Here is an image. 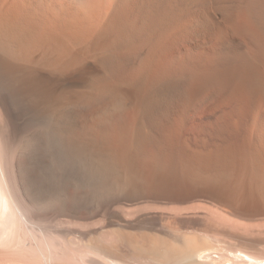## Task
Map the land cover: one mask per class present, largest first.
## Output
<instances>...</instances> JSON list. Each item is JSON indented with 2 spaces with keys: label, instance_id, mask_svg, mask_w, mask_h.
<instances>
[{
  "label": "bare ground",
  "instance_id": "obj_1",
  "mask_svg": "<svg viewBox=\"0 0 264 264\" xmlns=\"http://www.w3.org/2000/svg\"><path fill=\"white\" fill-rule=\"evenodd\" d=\"M0 117V264H264V0H0ZM121 195L217 234L128 233Z\"/></svg>",
  "mask_w": 264,
  "mask_h": 264
},
{
  "label": "rangeland",
  "instance_id": "obj_2",
  "mask_svg": "<svg viewBox=\"0 0 264 264\" xmlns=\"http://www.w3.org/2000/svg\"><path fill=\"white\" fill-rule=\"evenodd\" d=\"M0 120H2V118L0 117ZM2 122H3V125H1L2 124ZM2 126V127H1ZM4 127H6V128H4ZM1 128L3 129H5V130H1ZM8 129V127H7V125H6V123L4 122V119L0 122V132H1V134L3 133V135L6 137L8 134H9V129ZM5 132V133H4ZM7 133V134H6ZM1 134H0V144H2L3 142L5 143H3L1 146H2V152L3 153H5V150L7 151L6 152V158H7V160L9 161V158L11 159V157H12V155H13V151L15 150V147L11 144V146H10V148L8 149V146L10 145H8L7 146V144L9 143L7 140H6V138L5 137H3L2 138V136H1ZM6 134V135H5ZM139 135V133H137V135H134L132 138H133V140H136L137 138H139V139H144V138H149V139H156V138H154V137H152V138H150V137H148V136H145V135H142V133H140V135ZM135 137V138H134ZM116 139L117 138H115V137H112V139H111V141H116ZM207 139H208V137H206V136H204V135H190V134H185L184 132L181 134V135H179V137L177 138V142L178 143H180V144H183V142L184 143H186V144H188V145H190V146H194V144H200V143H209L208 141H207ZM2 141V142H1ZM6 141V142H5ZM8 142V143H7ZM5 146H6V148H5ZM12 147V148H11ZM5 148V149H4ZM10 150L9 152H11L12 151V154H11V157H9L10 156V153H9V155H8V150ZM12 149V150H11ZM110 151H107V153H109ZM200 152V153H199ZM135 153H138V152H136L135 150H132L131 151V154H135ZM202 153V154H201ZM210 152H207V151H202V150H198L196 153L195 152H189V151H187V152H185L184 154H181V157H179V160H181L182 158V160L183 161H186V160H193L195 163L193 164V166H192V171L195 173V178L197 177V175L199 176V175H205L206 173L205 172H207L208 171V169H209V171L211 170L209 167H207V166H205V168L203 167L204 165H202V160H203V158H201V157H204V156H206V155H208ZM5 155V154H4ZM8 155V156H7ZM201 155H204V156H201ZM210 156H211V153L209 154ZM208 155V156H209ZM189 156V157H188ZM188 157V158H187ZM194 157H195V159H194ZM207 157V156H206ZM191 158V159H190ZM253 158H254V156H253ZM113 161H114V159H112ZM111 160V161H112ZM196 160V161H195ZM198 161V162H197ZM200 161V162H199ZM10 162V161H9ZM196 162H197V164H196ZM8 163V162H7ZM8 166V165H7ZM195 166V167H194ZM206 167L208 168V169H206ZM121 168V167H120ZM143 168V169H142ZM142 168H140V167H135V168H133V172H142V171H140V170H143V173H145V174H149L150 173V169L149 168H146V167H142ZM122 169V168H121ZM120 169V170H121ZM204 169V170H203ZM121 171H123L122 172V174L124 173V172H126L125 170H121ZM120 171V172H121ZM132 171H130V172H132ZM201 171H203L202 173H201ZM115 171L113 170V169H111V174L113 173V176L115 175V173H114ZM201 173V174H200ZM204 173V174H203ZM121 174V173H120ZM197 174V175H196ZM112 176V175H111ZM113 179V178H112ZM111 179V180H112ZM137 179V180H136ZM136 179H134V181H145L146 179H139V178H136ZM115 180V179H114ZM121 181H122V179H120ZM146 181H151V179H148V180H146ZM50 182H52L51 184H50ZM61 182V183H60ZM66 182V183H65ZM68 182V183H67ZM77 181H72V183H73V185L76 183ZM79 182V181H78ZM77 182V183H78ZM109 182H110V180H109ZM47 183H48V185H47ZM59 183V184H58ZM65 185H64V184ZM80 183V182H79ZM94 182H90V183H88V184H90V187L91 188H93L94 189V187H93V185H96V184H93ZM95 183H96V181H95ZM97 183H98V180H97ZM111 183V182H110ZM47 187H49L48 189L46 188V186ZM55 184V185H54ZM57 184V185H56ZM69 184H71V181L69 182V181H45L44 183H43V185L45 186L44 188L46 189V190H49V191H52V190H55V191H53V192H56L57 191V189H59V191H61V190H63L62 188H64L65 189V186H66V189H68L69 187V189H71V186H69L68 187V185ZM105 184H107V182L105 183ZM59 185V186H58ZM72 185V184H71ZM92 185V186H91ZM54 186V187H53ZM57 186V187H56ZM63 186V187H62ZM100 187V186H99ZM97 185H96V187H95V189H98L99 188ZM125 186H123L122 188H124ZM54 188V189H53ZM50 189H52V190H50ZM65 189V190H66ZM69 189H68V191H69ZM99 189H107V190H115V189H117V187L115 188V185H113L112 186V184L111 185H106V186H101ZM70 191H72V190H70ZM123 195H121V196H119L118 198L121 200H119V203L117 204V205H115V206H118L119 208H121V210H125V209H127V208H133V207H137V208H139V206H144L143 207V209L141 210V212L139 213H137V214H135V215H133V216H130V217H126V216H123V218L125 219V220H129V221H131L132 222V226H129L128 224H126L125 225V228L124 229H126V232H130V233H136V234H143V235H156V236H158V237H160V238H162L161 236H163V235H165L166 236V238H164L165 236H163V238L164 239H167L168 237V235H170L169 237H177V238H180V237H182L183 235H185L186 234V236H195L197 239H199V236L201 237V236H203V235H205V236H208L209 234H214L215 233V231H214V233H212V230H210V231H205V230H199V229H195V228H186V227H184V226H181V225H179V224H173V217L171 216V215H167V198H166V196L164 197V196H150V195H147V196H135V197H133V198H135V199H133V198H129L130 200H128V198H127V200L125 201V200H123V198L124 197H122ZM209 198V199H208ZM208 198L207 197H195V198H193L191 201H188V202H172V203H170L169 205H174V206H187V205H189V204H191V203H199V202H202V203H212V200H210V197L208 196ZM126 199V198H125ZM141 199V200H140ZM134 200V201H133ZM136 200V201H135ZM137 203V204H136ZM131 204V205H130ZM153 205V206H152ZM158 206V207H157ZM147 207V208H146ZM125 208V209H124ZM146 208V209H145ZM120 210V211H121ZM119 211V210H118ZM119 211V212H120ZM166 212V213H165ZM196 212H198L197 213V215H194V214H191V213H193L192 211H185L184 212V218H194V217H199V216H201L200 215V213H201V210H198V211H196ZM120 213H122V212H120ZM148 214V215H147ZM187 214V215H186ZM141 215V216H140ZM167 215V216H166ZM186 215V216H185ZM194 215V216H193ZM199 215V216H198ZM170 216V217H169ZM167 217H169V218H167ZM183 217V216H182ZM237 219H239V220H241V221H245V220H251V221H249V222H251L252 224H262L263 226V228H261L262 230V234L260 235V237L261 238H263L264 239V216L262 217V216H258V217H253V218H244V217H236ZM171 219V220H170ZM244 219V220H243ZM92 220V221H91ZM97 220H99V217H97V219H89V220H86V221H83V220H81V222L82 223H79L80 221H76V220H74L76 223L78 222L79 224H80V226L81 227H78L79 225L77 224V227H76V225L75 226H73L72 224L73 223H75L74 221H70L72 224H69V226L70 225H72L73 227H75L74 229H81V228H83V229H87V228H85L86 227V225H85V223L87 224H91L92 225V223H93V221H94V223L97 221ZM138 220V221H137ZM140 221V222H139ZM85 222V223H84ZM92 222V223H91ZM93 223V224H94ZM138 223H140V224H138ZM84 224V225H83ZM90 224H89V226H90ZM260 224V225H261ZM128 225V226H127ZM141 225V226H140ZM71 226V227H72ZM82 226H84V227H82ZM88 226V225H87ZM89 226H88V228H89ZM137 226V227H136ZM72 227V228H73ZM91 227V226H90ZM129 227V228H128ZM132 229V230H131ZM144 229V230H143ZM137 230H142V231H137ZM134 231H136V232H134ZM145 231V232H144ZM138 232V233H137ZM207 232H211V233H207ZM167 233H168V235H167ZM174 236H173V235ZM197 234V235H196ZM215 234H217V233H215ZM214 234V235H215ZM180 236V237H179ZM204 237V236H203ZM259 253L258 254H260V256H262V258L264 257V249H262L261 250V248L259 249ZM263 251V252H262ZM253 252V251H252ZM254 252H256V251H254ZM258 252V251H257ZM257 252H256V254H257ZM263 253V254H262ZM264 259V258H263Z\"/></svg>",
  "mask_w": 264,
  "mask_h": 264
}]
</instances>
